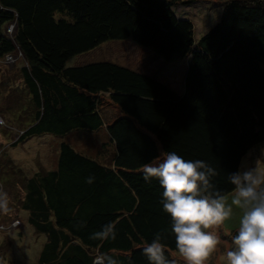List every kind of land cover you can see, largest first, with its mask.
<instances>
[{
  "label": "trees",
  "instance_id": "obj_1",
  "mask_svg": "<svg viewBox=\"0 0 264 264\" xmlns=\"http://www.w3.org/2000/svg\"><path fill=\"white\" fill-rule=\"evenodd\" d=\"M195 1L0 0V189L20 192L24 217L0 221V232L28 224L44 238L38 264H149L142 249L157 232L185 264L163 189L142 166L166 151L202 159L230 195L229 173L264 142V0H225L199 38L177 12ZM111 41L186 61L181 87L112 60L72 65ZM74 133L107 139L89 154ZM45 135L58 140L51 167L30 173L8 158L9 146ZM107 223L115 240L91 238Z\"/></svg>",
  "mask_w": 264,
  "mask_h": 264
},
{
  "label": "clouds",
  "instance_id": "obj_2",
  "mask_svg": "<svg viewBox=\"0 0 264 264\" xmlns=\"http://www.w3.org/2000/svg\"><path fill=\"white\" fill-rule=\"evenodd\" d=\"M258 158L254 166L229 173L234 186L230 195L222 193L213 183L219 175L216 168L202 159H185L175 151H166L142 166L145 181L153 178L163 189L160 203L171 217L175 248L185 264H204L221 244L216 231L239 210L236 234L231 247L224 252V264H264V165ZM94 177H87L92 183ZM8 193L0 189V213L10 212ZM211 229V230H210ZM99 240L116 239L115 225L107 223L91 234ZM143 255L149 264H178L166 255L162 234L157 232L147 243ZM106 264H118L106 256Z\"/></svg>",
  "mask_w": 264,
  "mask_h": 264
},
{
  "label": "rangeland",
  "instance_id": "obj_3",
  "mask_svg": "<svg viewBox=\"0 0 264 264\" xmlns=\"http://www.w3.org/2000/svg\"><path fill=\"white\" fill-rule=\"evenodd\" d=\"M224 1L196 0L189 5L178 7L177 12L193 20L196 26L195 34L199 38L209 27L216 23ZM76 58L79 59L78 61L74 60V63L101 59L112 60L122 65L159 76L175 88L181 87L186 69V61L167 63L152 51L139 47L129 41H111L93 52H88ZM3 69L7 71L5 67ZM8 74H12L14 77L17 76V73L13 74L10 71H8ZM9 135L11 136L10 133ZM14 136L18 137L17 135ZM106 139V135L102 133H83L81 135L74 133L68 137V140L72 144L82 148L89 154H97L100 144ZM0 140H3L1 133ZM57 144L58 140L56 138L45 135L36 139L33 138L30 141L20 142L17 146H9L7 156L10 160H13L12 163L16 164L17 162L22 167L27 166L28 171L31 170L30 173H32L34 170H41L43 164L51 167L55 163ZM258 158H264V142L249 152L241 168L254 166ZM261 163L264 165V159H262ZM1 182L3 183L2 180ZM4 189L10 199V212L5 218H2L0 215V221L7 222L14 218L23 220V213L17 208L16 201V194H20V192H17L14 188L12 194L11 186ZM239 215V210H235L233 217L221 225L220 227L222 228L216 229L221 237V244L218 245L215 252L210 254L204 264H224V252L232 246L231 237L236 234L233 231H236ZM43 242L44 238L34 233L28 224H20L13 232H0V264H3V262L5 264H38L39 249ZM181 260L183 261L182 257Z\"/></svg>",
  "mask_w": 264,
  "mask_h": 264
},
{
  "label": "crops",
  "instance_id": "obj_4",
  "mask_svg": "<svg viewBox=\"0 0 264 264\" xmlns=\"http://www.w3.org/2000/svg\"><path fill=\"white\" fill-rule=\"evenodd\" d=\"M78 59H79V58H78ZM78 59H77V61H78ZM81 63H83V62H79V63H74V62H73L72 65H78V64H81Z\"/></svg>",
  "mask_w": 264,
  "mask_h": 264
},
{
  "label": "built area",
  "instance_id": "obj_5",
  "mask_svg": "<svg viewBox=\"0 0 264 264\" xmlns=\"http://www.w3.org/2000/svg\"><path fill=\"white\" fill-rule=\"evenodd\" d=\"M16 223H18V222H16Z\"/></svg>",
  "mask_w": 264,
  "mask_h": 264
}]
</instances>
